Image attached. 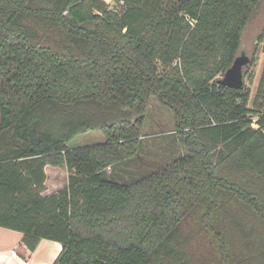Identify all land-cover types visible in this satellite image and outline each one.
Returning <instances> with one entry per match:
<instances>
[{"label": "trees", "instance_id": "trees-1", "mask_svg": "<svg viewBox=\"0 0 264 264\" xmlns=\"http://www.w3.org/2000/svg\"><path fill=\"white\" fill-rule=\"evenodd\" d=\"M117 2L0 0V228L52 264H264V62L252 107L218 84L264 0ZM151 98L180 150L144 160Z\"/></svg>", "mask_w": 264, "mask_h": 264}, {"label": "rangeland", "instance_id": "rangeland-1", "mask_svg": "<svg viewBox=\"0 0 264 264\" xmlns=\"http://www.w3.org/2000/svg\"><path fill=\"white\" fill-rule=\"evenodd\" d=\"M105 3L109 8L116 9L119 7V3L117 2V0H107ZM262 20L263 12L262 10H258L242 33L240 50L238 54V56H240L242 53H244L247 57L254 56L256 61L252 66H250L249 69L247 68L250 73V79L248 77L244 79V85L246 87H249L251 90V97L249 102L250 107H252V99L257 87V85H254L253 79L255 77V74H257L258 66L260 65L259 60L261 57V46L257 47L256 53H254V49L256 47L255 45L257 36L262 26ZM219 79H222V77H219ZM254 127H256V125ZM173 129L174 120L172 111L168 108L160 106L154 98H151L150 106L145 114L143 125V133L145 134L144 137L146 138L144 145L148 149H150V155L147 153V156L144 158V160H153L154 158L156 159V156H162L165 152L172 151L174 153H179V143L175 141L171 136H162L164 134L171 133ZM104 140V137L100 133L89 132L76 137L69 144H67V147L69 149L83 148L87 146L102 144L104 143ZM122 167L124 168L122 172L124 175V180H128V177H130L131 175H139V166L135 167L133 165H127L126 167ZM46 171L48 174V183L46 186V190L48 192L66 187L68 172L64 167L50 166L47 167ZM0 231L13 233L11 235L6 234L8 237L5 240L0 241V243H4L8 238L12 240L15 237L12 235H19V233L9 230L7 231L2 228H0Z\"/></svg>", "mask_w": 264, "mask_h": 264}, {"label": "crops", "instance_id": "crops-1", "mask_svg": "<svg viewBox=\"0 0 264 264\" xmlns=\"http://www.w3.org/2000/svg\"><path fill=\"white\" fill-rule=\"evenodd\" d=\"M106 2L107 0H102ZM264 62V55L261 54L260 60H259V66L257 74H255L254 77V85H257L261 70L263 67ZM47 167H44V173L46 175V181L44 184L45 191L43 192L42 196H48L50 194H53L61 189L48 192L46 190V186L48 183V174H47ZM67 181V179H66ZM67 185V182H66ZM63 189V188H62ZM8 231V230H7ZM17 233V232H16ZM13 233H8L5 231H0V241L5 240L8 236ZM15 236L12 240L7 239L4 243H0V264H52L58 254L61 251V245L56 242H52L49 240H41L35 250L33 252H28L23 246L20 245L21 240V234L19 235H12Z\"/></svg>", "mask_w": 264, "mask_h": 264}, {"label": "water", "instance_id": "water-1", "mask_svg": "<svg viewBox=\"0 0 264 264\" xmlns=\"http://www.w3.org/2000/svg\"><path fill=\"white\" fill-rule=\"evenodd\" d=\"M249 58L242 53L236 57L231 67L225 72L222 79L218 80L220 86L240 89L244 86L243 68L249 65Z\"/></svg>", "mask_w": 264, "mask_h": 264}]
</instances>
